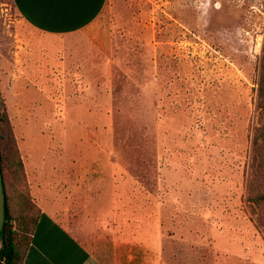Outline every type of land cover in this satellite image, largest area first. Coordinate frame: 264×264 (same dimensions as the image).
I'll use <instances>...</instances> for the list:
<instances>
[{
  "label": "rangeland",
  "instance_id": "rangeland-1",
  "mask_svg": "<svg viewBox=\"0 0 264 264\" xmlns=\"http://www.w3.org/2000/svg\"><path fill=\"white\" fill-rule=\"evenodd\" d=\"M264 0H108L51 36L0 0L2 172L103 264H264Z\"/></svg>",
  "mask_w": 264,
  "mask_h": 264
},
{
  "label": "crops",
  "instance_id": "crops-1",
  "mask_svg": "<svg viewBox=\"0 0 264 264\" xmlns=\"http://www.w3.org/2000/svg\"><path fill=\"white\" fill-rule=\"evenodd\" d=\"M108 0H11L20 18L39 33L65 36L86 29ZM21 264H103L49 213L40 210Z\"/></svg>",
  "mask_w": 264,
  "mask_h": 264
},
{
  "label": "trees",
  "instance_id": "trees-1",
  "mask_svg": "<svg viewBox=\"0 0 264 264\" xmlns=\"http://www.w3.org/2000/svg\"><path fill=\"white\" fill-rule=\"evenodd\" d=\"M257 94H258V98L264 100V83L263 82L261 83ZM1 109H2V103L0 100V110ZM4 120H5V115H4V118H1V115H0V171H1L2 176H3V172H2V164H1L2 163L1 123ZM2 184H3V192L5 195L3 177H2ZM37 215L31 220L29 225H26V227L30 226L29 235L32 232L36 224ZM9 222H10V217L8 214L7 201H6V195H5L4 223H3V229L0 235V264H21L25 248L28 244L29 235H28V239L26 240V242H24L23 236H18V237L16 236Z\"/></svg>",
  "mask_w": 264,
  "mask_h": 264
},
{
  "label": "water",
  "instance_id": "water-1",
  "mask_svg": "<svg viewBox=\"0 0 264 264\" xmlns=\"http://www.w3.org/2000/svg\"><path fill=\"white\" fill-rule=\"evenodd\" d=\"M4 204H5V195L3 192V184H2V174L0 171V235L3 229L4 223Z\"/></svg>",
  "mask_w": 264,
  "mask_h": 264
}]
</instances>
